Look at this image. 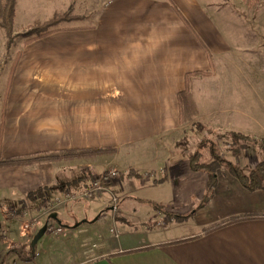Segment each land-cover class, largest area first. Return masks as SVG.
<instances>
[{
    "label": "crops",
    "instance_id": "obj_1",
    "mask_svg": "<svg viewBox=\"0 0 264 264\" xmlns=\"http://www.w3.org/2000/svg\"><path fill=\"white\" fill-rule=\"evenodd\" d=\"M220 1L105 0L90 24L55 31L21 49L4 99L2 156L117 152L0 168V191L8 199L24 198L18 209L0 205V264H264V190L250 191L222 172L204 203L208 174L193 170L181 148L187 124L179 93L191 92L198 121L201 93L206 104L219 101L204 91L223 72L231 84V73L251 63L244 20ZM184 114L188 120L187 109ZM112 169L125 174L106 182L75 225L54 234L60 242L50 256L44 248L27 252L35 233L16 223L25 210L36 214L39 196L31 199L30 192L45 186H54L48 196L78 192ZM190 221L197 230L174 231Z\"/></svg>",
    "mask_w": 264,
    "mask_h": 264
},
{
    "label": "rangeland",
    "instance_id": "obj_2",
    "mask_svg": "<svg viewBox=\"0 0 264 264\" xmlns=\"http://www.w3.org/2000/svg\"><path fill=\"white\" fill-rule=\"evenodd\" d=\"M104 1L75 0L73 4H69L67 1L47 4L44 0H19V16L13 29L12 40H9L5 29L0 26V127L4 99L10 77L12 74L14 75L13 69L21 55V49L29 44L26 41L31 38V35L27 36V33L29 32V27L33 24L32 22L35 20L40 21L37 19H49L56 14L70 12L72 15L80 16L81 19L62 23L60 26L67 28L90 24L92 22L91 14L94 11L97 12ZM220 3L224 10L227 7L236 13V16L243 18L244 28L247 33L251 34V63L249 64L250 66L242 65L240 68L241 72L231 73V84L227 81L228 74L223 72L216 86L212 87L211 91H204V93H214L213 96H216L219 101L214 102L212 100V104H206L204 100L207 98L201 93L203 99L199 96V120L196 121L197 115L194 114L192 115L193 118L185 122L184 125H187L184 127L181 148L188 157L200 150L202 153L201 161H210L211 147H213L221 157L239 165L241 171L246 174L251 167L256 166L261 160L262 152L259 143L264 141V81L260 79V77L264 78V72L262 71L264 66V0H221ZM86 15L89 17H85ZM86 18L87 20H85ZM215 109L219 111L217 110L216 112ZM259 123L263 124V128L258 131L246 130L247 127H257ZM233 132L242 133L249 136V138H242L238 141L239 143H235ZM240 146H243L240 151H235ZM130 171L128 170L126 173L130 174ZM224 172L225 175L228 173L226 170ZM158 194H160V191ZM37 196L39 195L36 194L31 199H35ZM50 197L54 196L50 195ZM38 199L39 204L35 208V215H38L40 207L46 205L44 196H39ZM23 202L24 198L21 195H15V197L8 199L7 194L0 191V205L3 208L8 206L9 209H18ZM92 203H94L93 200L81 198L62 206L61 210L64 211L60 212L59 219L51 218L52 215L49 218H44V220L49 221V228L46 234L37 242L35 248L31 246V242L26 245L28 248L27 252H40L44 248L47 251V255L50 256L51 250L49 249L60 242L59 237L55 236L52 230L57 227H65L64 230L67 231L66 227L75 225V220L80 219L83 213H87L91 209ZM79 205H81V208L77 209ZM27 219L29 217L24 220ZM24 220L16 223L18 227L22 228V232L27 231L24 228ZM104 222L107 224L106 228L108 229L110 225L109 218H105ZM192 230H197L192 221L188 225L177 226V229H174L177 233H185ZM32 231L35 234L30 241H33L39 232L36 229ZM45 264H48V261Z\"/></svg>",
    "mask_w": 264,
    "mask_h": 264
},
{
    "label": "trees",
    "instance_id": "obj_3",
    "mask_svg": "<svg viewBox=\"0 0 264 264\" xmlns=\"http://www.w3.org/2000/svg\"><path fill=\"white\" fill-rule=\"evenodd\" d=\"M16 5L17 0H0V26H2L9 40H12L13 37V29L15 27V18H16ZM76 19H81L80 16L72 15L70 12H65L63 14H56L51 19L47 21H35L30 27L27 36L31 35V38L26 41V43H31L37 39L43 38L55 31H59L62 29H66V27L60 26L62 23H68ZM17 64V62H16ZM15 64V67H16ZM15 68L13 69L14 73ZM199 75H208L207 73H199ZM10 77L9 84L11 82ZM179 102L181 106V119L183 122H187L191 118L192 115L196 114L194 109L196 107L193 103L191 92L187 89L179 93ZM188 111V120H185L186 114H184V110ZM4 121L1 122L0 127V168L4 167H14V166H31L38 163L43 162H56L61 160H70L76 158H95L103 155H112L117 151L112 148H94V149H86V150H66L60 153H40L27 157L20 158H12V157H3L2 156V132H3ZM235 143H239L238 141L242 138L248 139L249 136L244 135L242 133L233 132ZM261 146V160L257 163L256 166L251 168L248 173H243L239 167V165L234 164L232 161L221 157L219 153H217L216 149L211 147V160L210 161H201L202 153L201 151H197L195 154L189 156V160L191 162V167L195 171H205L208 174V188L206 194V203L214 194L216 187L218 186V175L219 173L228 172L231 176L236 177L242 186L250 191L264 190V141L259 143ZM247 145V144H244ZM205 147V146H204ZM241 147H238L237 152L240 151ZM54 186H45L40 187L37 190L30 192L28 194L29 198H33L36 194L39 196H45V192L53 191ZM54 196V195H53ZM179 219H184L180 217Z\"/></svg>",
    "mask_w": 264,
    "mask_h": 264
},
{
    "label": "built area",
    "instance_id": "obj_4",
    "mask_svg": "<svg viewBox=\"0 0 264 264\" xmlns=\"http://www.w3.org/2000/svg\"><path fill=\"white\" fill-rule=\"evenodd\" d=\"M124 172H120L119 170L112 169L106 171L98 176H96L93 182L86 188L81 191L74 192L72 190H67L57 196L50 197L47 194L44 196V200L46 202L45 206H42L38 209V215L32 216L30 215V211L26 210L23 213L22 219H29L24 220V228L32 231V230H40L44 225H48L49 228V221L44 220V218H49L57 208H61L62 206L84 198V199H92L99 194L106 191V182L114 180L120 177ZM118 203L119 199L113 195L112 196V204L113 210L116 212L118 210ZM55 234H62L64 232L63 227H57L52 230ZM118 236V235H117Z\"/></svg>",
    "mask_w": 264,
    "mask_h": 264
},
{
    "label": "water",
    "instance_id": "obj_5",
    "mask_svg": "<svg viewBox=\"0 0 264 264\" xmlns=\"http://www.w3.org/2000/svg\"><path fill=\"white\" fill-rule=\"evenodd\" d=\"M48 229V225H44L39 232L36 234V236L34 237L33 241H32V247L35 248L37 242L43 237V235L46 233Z\"/></svg>",
    "mask_w": 264,
    "mask_h": 264
}]
</instances>
